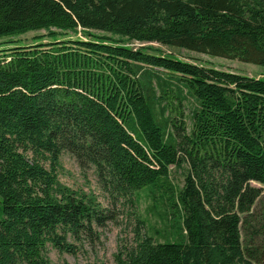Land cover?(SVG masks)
Masks as SVG:
<instances>
[{
	"label": "trees",
	"instance_id": "16d2710c",
	"mask_svg": "<svg viewBox=\"0 0 264 264\" xmlns=\"http://www.w3.org/2000/svg\"><path fill=\"white\" fill-rule=\"evenodd\" d=\"M40 30L51 42H0V264L75 254L112 217L59 183L63 152L114 201L144 190L163 208L171 233L140 234L119 264H264V80L161 48L264 67V0H0V40Z\"/></svg>",
	"mask_w": 264,
	"mask_h": 264
},
{
	"label": "rangeland",
	"instance_id": "374dc122",
	"mask_svg": "<svg viewBox=\"0 0 264 264\" xmlns=\"http://www.w3.org/2000/svg\"><path fill=\"white\" fill-rule=\"evenodd\" d=\"M42 35L41 40L34 39ZM83 37L80 33H68L61 36L59 39H75ZM117 39V36H113ZM8 40H19L23 46L36 45L39 43H49L51 39L47 36V32L40 30L37 32L31 31L19 36L1 39L0 42ZM128 47H137V42H132L124 39ZM156 45V44H155ZM14 44H2L0 49H11ZM45 47V46H43ZM165 53H170L178 58L190 62L197 63L205 66H212L224 71H231L243 75L251 76L256 79L264 80V67L246 63L237 59H229L224 57H214L202 53L188 51L183 48L161 46ZM48 49V48H45ZM12 51V50H10ZM36 51V50H33ZM31 50L24 51L30 53ZM9 51L0 52V66L5 65L10 60ZM52 57L58 56V52L45 50L43 52ZM84 54L78 53L76 50L68 51L65 53L63 62L74 65H81L84 63ZM92 60L94 58H91ZM191 100L183 102V115L184 121L187 126V131L190 129L191 109L195 106ZM133 131L138 135L137 130ZM187 170V165L183 164L180 168L170 167V180L177 187H182L184 181V174ZM56 177L59 183L69 190L78 194H84L87 197H92L95 202L104 210L105 213L109 212L112 216L104 220L102 226H93L95 238L91 242H83L77 244L75 254L60 253L55 249H49V259L51 264H119L118 256L124 258L125 253L135 244L140 234L146 233L152 236L157 241L164 240V235L171 230L169 223L163 220L161 213L163 208L158 204L154 206L153 199L148 192L144 190L134 193L138 196L137 203L133 204L131 201L120 198L114 201L110 195L100 186L94 168L91 166L81 167L75 158L67 152H63L59 159V164L56 168ZM257 186L256 184H254ZM257 212L264 211V197L258 201L254 208ZM1 212V203H0ZM137 217L145 221L143 228H140ZM167 231V232H166ZM243 235H246L244 231ZM247 237V236H246Z\"/></svg>",
	"mask_w": 264,
	"mask_h": 264
}]
</instances>
